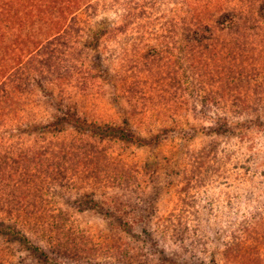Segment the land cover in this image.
I'll use <instances>...</instances> for the list:
<instances>
[{"label": "trees", "instance_id": "trees-1", "mask_svg": "<svg viewBox=\"0 0 264 264\" xmlns=\"http://www.w3.org/2000/svg\"><path fill=\"white\" fill-rule=\"evenodd\" d=\"M114 64L122 65L116 79L141 82L143 74L168 102L186 93L208 111L223 109L208 133L230 137L236 151L212 147L200 160L239 161L240 189L223 217L235 213L234 196L257 202L252 184L264 176V146L256 147L253 135L264 134V0H0V264H207L168 256L170 240L186 252L200 249L201 235L187 226L136 229L109 207L107 227H85L47 204L50 183L138 194L137 176L107 153V142L143 147L162 135L146 140L109 115L90 119L72 99L64 106L68 90L93 95L90 80ZM54 86L60 95L53 98ZM34 87L46 97H23ZM42 98L55 106L53 115H38ZM129 122L126 116L124 126ZM71 129L73 138L56 137ZM145 214L147 221L157 215ZM242 220L224 242V264H264V201Z\"/></svg>", "mask_w": 264, "mask_h": 264}, {"label": "rangeland", "instance_id": "rangeland-1", "mask_svg": "<svg viewBox=\"0 0 264 264\" xmlns=\"http://www.w3.org/2000/svg\"><path fill=\"white\" fill-rule=\"evenodd\" d=\"M94 53L92 52V55ZM108 53L104 55L107 56ZM105 66L108 71L105 77L96 79L94 84L90 80L89 91L93 95L86 97L80 93L79 88L68 90L70 94H67V97L62 96L66 97L64 106H72V102H77L79 110L88 112L90 119H101V116L106 119L113 118L117 126L127 128L129 132L137 133L136 135L146 140H149L151 135L161 134L162 141L143 147L115 139L107 142V153L114 159H120L128 171L137 176L138 184L135 187L138 194H135L134 189L103 190L99 187L98 190L85 187L78 190L50 183L51 185L45 188H48V191L45 190L47 204L51 208L72 214L74 220L85 227H107L103 213H106L109 207L121 209L124 219L130 225L136 226V229L143 226H187L190 232L193 229L201 235L203 241L200 249L192 253L186 252L170 240L167 242V245H171L167 248L168 256L173 260L188 258L187 263L190 260L197 263V259L201 258L207 264H224V242L230 237V230L237 228L239 223H244L242 219L246 210H253L264 201L261 200L264 198V176L257 179L258 186L252 184L257 202L246 204L239 196H234L239 201L235 204V213L223 217L221 210L226 209L227 201L231 198L233 200V195L240 189L237 186L241 178L234 176L235 163L239 161L231 160L226 164L227 159L221 157L223 154H219L220 159L209 157L204 166V160H200V157H204L205 149L212 147H220V151L226 148L228 151H236L230 137L208 133L210 127H216V115L224 110L213 105L208 111L201 106L199 98H190L186 93L183 97H169L172 100L168 102L159 96L156 85L145 84L143 78H140L143 74L139 76L141 82H135L131 78L124 82L123 79H116V69L122 65ZM119 71L124 72V69ZM44 72L48 74L47 71ZM45 86L47 87V83ZM57 88L54 86L51 89L53 98L60 95ZM23 97L46 96L39 88L34 87L29 95L25 94ZM86 98L88 100H85ZM48 101L42 98L43 106L37 111L39 116H51L55 113V106H44ZM126 116L130 118L127 127L123 124ZM232 121L236 124L241 119L234 118ZM76 133L71 129L57 133L56 137L71 139ZM35 136L39 137L37 132ZM47 136L52 135L48 133ZM253 136L256 138V147L264 146V134ZM242 157L241 154L238 160ZM262 163L261 168L264 167V161ZM261 196L263 198L259 199ZM96 206L97 208H94ZM153 211L157 215L150 221L143 219L147 215L145 213ZM18 250L21 258L29 260V254L24 249ZM193 256L194 258L190 259ZM156 258L159 260L160 256ZM15 263L19 264L18 258Z\"/></svg>", "mask_w": 264, "mask_h": 264}]
</instances>
